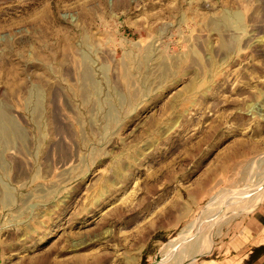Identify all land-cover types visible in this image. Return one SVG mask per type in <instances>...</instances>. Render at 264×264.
Segmentation results:
<instances>
[{"label": "rangeland", "instance_id": "1", "mask_svg": "<svg viewBox=\"0 0 264 264\" xmlns=\"http://www.w3.org/2000/svg\"><path fill=\"white\" fill-rule=\"evenodd\" d=\"M263 207L264 0H0V264H239Z\"/></svg>", "mask_w": 264, "mask_h": 264}, {"label": "crops", "instance_id": "2", "mask_svg": "<svg viewBox=\"0 0 264 264\" xmlns=\"http://www.w3.org/2000/svg\"><path fill=\"white\" fill-rule=\"evenodd\" d=\"M257 225L256 235H251V237L247 238V241L250 242L251 248L248 250H243L244 252L235 257H233L234 261L238 260V257H242L240 259L239 264H264V207L258 211L254 217L251 219ZM255 233V232H254ZM261 241L259 246H256L255 243ZM244 242V244H245ZM254 244V247H253ZM255 250H260V252L255 254ZM204 264H221L220 262H205Z\"/></svg>", "mask_w": 264, "mask_h": 264}, {"label": "bare ground", "instance_id": "3", "mask_svg": "<svg viewBox=\"0 0 264 264\" xmlns=\"http://www.w3.org/2000/svg\"><path fill=\"white\" fill-rule=\"evenodd\" d=\"M260 200H261V199H260ZM261 201H262V200H261ZM259 203H260V202H259ZM209 229H210V228H209ZM201 230H202V229H201ZM201 230H200V236H201V232L203 233V231H201ZM204 231H205V230H204ZM210 231H212V230H210ZM211 233H212V232H211ZM211 233H210V234H211ZM193 234H194V233H193ZM203 234H204V233H203ZM194 235H196V234H194ZM207 235H208V234L205 233L200 239L202 240V239L204 238V241H203V242H205V236H207ZM198 236H199V235H198ZM198 236H197V237H198ZM210 237H211V235H210ZM210 237H209V238H210ZM195 238H196V237H195ZM207 239H208V238H207ZM207 239H206V240H207ZM193 240H194V239H193ZM197 240H198V239H197ZM199 241H200V240H199ZM194 242L196 243L195 240H194ZM197 242H198V241H197ZM195 243H194V244H195ZM198 243H199V242H198ZM202 244H206V242H205V243H202ZM198 245H199V244H198ZM194 246H195V245H194ZM197 247H198V246H197ZM201 247H203L202 249H205L203 245L200 246V249H201ZM192 249H193V247H192ZM195 250H196V247H195ZM199 251H201V250H199ZM202 251H204V250H202ZM199 253H201V252H199ZM199 253H198V254H199ZM176 255H179V254H176ZM179 257H180V256H179ZM173 258H174V257H173ZM177 258H178V256H177ZM185 258H186V257H185ZM176 260L178 261V259H176ZM177 261H176L175 263H178V262H179V261H178V262H177ZM179 263H181V261H180ZM184 263H185V262H184ZM184 263H183V261H182V264H184Z\"/></svg>", "mask_w": 264, "mask_h": 264}]
</instances>
